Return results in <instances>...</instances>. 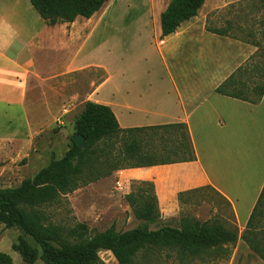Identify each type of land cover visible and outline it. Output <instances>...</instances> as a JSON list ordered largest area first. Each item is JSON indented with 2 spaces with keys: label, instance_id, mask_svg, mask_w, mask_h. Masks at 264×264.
Instances as JSON below:
<instances>
[{
  "label": "crops",
  "instance_id": "obj_1",
  "mask_svg": "<svg viewBox=\"0 0 264 264\" xmlns=\"http://www.w3.org/2000/svg\"><path fill=\"white\" fill-rule=\"evenodd\" d=\"M169 3L109 0L96 20L94 14L49 26L30 0H0V146L31 143L40 132L29 112L31 93L57 91L59 78L94 68L99 80L88 94L67 91L68 103L87 94L82 103L109 106L122 128L184 123L196 154L192 161L120 171L125 193L133 181L152 182L159 205L172 214L180 193L212 188L231 205L239 229L227 264H264L241 238L264 187V96L251 103L216 92L254 49L207 29L224 0H206L197 16L162 38ZM107 43L112 59L102 56Z\"/></svg>",
  "mask_w": 264,
  "mask_h": 264
},
{
  "label": "trees",
  "instance_id": "obj_2",
  "mask_svg": "<svg viewBox=\"0 0 264 264\" xmlns=\"http://www.w3.org/2000/svg\"><path fill=\"white\" fill-rule=\"evenodd\" d=\"M47 25L72 23L79 16L91 18L109 0H30ZM206 0H170L161 15V37L168 36L185 21L198 15ZM211 32L228 35L225 28L207 27ZM240 66L216 92L251 103H258L264 96V82L252 90L240 78ZM260 71V67L257 68ZM75 133L84 141L78 146L73 137L71 145L61 158L52 157L48 165L20 185L0 187V223L5 227L18 226L36 244L20 235L13 243L25 264H101L99 253L111 251L120 264H130L139 252L153 246L174 245L190 255L213 248L230 257L239 239V229L225 227L211 221H186L183 227L164 225L151 228L161 218L155 187L149 181H135L147 186L137 194L130 192L126 199L139 219L145 224L126 231L112 226L93 236L87 234L84 223L66 228L48 220L45 206L58 202L63 195L88 185L108 175L93 166V156L110 158L115 140L125 141L119 151L122 158L118 169L147 167L159 164L192 161L195 150L184 123L122 128L113 110L101 103L87 101L75 121ZM118 154V153H116ZM200 189L182 192H196ZM241 238L253 253L264 261V187L253 209ZM231 247V248H230ZM0 264H14L10 254L0 251Z\"/></svg>",
  "mask_w": 264,
  "mask_h": 264
},
{
  "label": "rangeland",
  "instance_id": "obj_3",
  "mask_svg": "<svg viewBox=\"0 0 264 264\" xmlns=\"http://www.w3.org/2000/svg\"><path fill=\"white\" fill-rule=\"evenodd\" d=\"M167 1L160 0L163 6ZM224 1L227 5L213 11L207 24L212 28H225L228 35L252 46L254 50L242 65L244 73L240 76L247 84L245 88L252 90L255 85L264 82V0ZM97 18L98 14L92 17L93 20ZM148 44V37H141L140 45L146 48ZM93 47L97 48V45L91 46V50ZM73 50L75 55L76 45ZM62 54L64 59L66 53H61L60 56ZM112 54L113 49L110 43H107L102 56L112 59ZM63 59L58 62L62 63ZM59 65L61 70L63 63ZM258 67L261 72L257 71ZM101 75L100 71L92 68L85 73L73 74L71 80L59 78L62 83L56 88L57 91L47 86L30 94L29 112L40 132L31 143L9 142L0 146V187L20 185L24 179L32 178L48 165L53 156L61 158L66 153L71 145V138L76 134L75 121L83 109L82 101ZM70 89L86 90L87 94L81 101L70 104L67 100V95L70 94L67 91ZM124 142L121 139L115 140L110 158H103L99 154L93 156V166L108 175L63 195L58 202L45 206L48 220L66 228L84 223L90 236L112 226L118 231H126L145 224V221L138 218L126 196L133 190L137 194L139 188L146 189L147 186L133 181L131 191L125 193L123 184L118 181L123 174L120 171L127 169H118L122 158L119 151L124 147ZM105 178L108 180L104 181ZM168 207L159 205L161 218L157 224H151V228L164 225L183 227L189 220L217 222L230 228L236 226L231 205L210 187L194 193H185L182 198L179 196V204L171 210L172 214L165 213ZM20 235L36 246L18 226L7 228L0 223V251L10 254L14 264H25L20 254L12 247ZM99 255L101 264H120L111 251H101ZM225 257L213 248L193 256L177 246L163 245L142 250L130 264H227L230 257ZM36 264L45 263L38 259Z\"/></svg>",
  "mask_w": 264,
  "mask_h": 264
},
{
  "label": "water",
  "instance_id": "obj_4",
  "mask_svg": "<svg viewBox=\"0 0 264 264\" xmlns=\"http://www.w3.org/2000/svg\"><path fill=\"white\" fill-rule=\"evenodd\" d=\"M73 140L78 146H81L84 141V137L81 134L76 133L73 136Z\"/></svg>",
  "mask_w": 264,
  "mask_h": 264
}]
</instances>
